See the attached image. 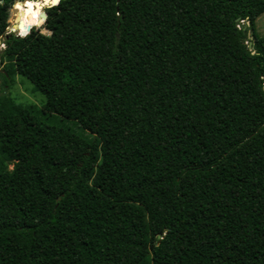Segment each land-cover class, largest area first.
I'll use <instances>...</instances> for the list:
<instances>
[{"label": "trees", "instance_id": "obj_1", "mask_svg": "<svg viewBox=\"0 0 264 264\" xmlns=\"http://www.w3.org/2000/svg\"><path fill=\"white\" fill-rule=\"evenodd\" d=\"M14 1L0 264H264V0Z\"/></svg>", "mask_w": 264, "mask_h": 264}, {"label": "rangeland", "instance_id": "obj_2", "mask_svg": "<svg viewBox=\"0 0 264 264\" xmlns=\"http://www.w3.org/2000/svg\"><path fill=\"white\" fill-rule=\"evenodd\" d=\"M24 4L26 9H28L32 14V19L26 21L24 28H27L31 25L34 18L36 17L37 11L41 9V13H42L44 9L41 8V2L39 0H33V1L30 0ZM13 6L14 4L12 5V7ZM22 10L23 9H20L19 12L21 13ZM33 13H35V15H33ZM11 15L12 14L9 11V18L7 20L8 24H10ZM18 22H21L20 19H18L15 24L17 25ZM254 27H255V32L259 37L264 36V13H262L255 19ZM24 28L17 29V27L13 25L11 27L6 28V33H13L15 35H19L17 31H23ZM40 32L45 35L48 34V32L45 31L44 29H40ZM2 49L3 46L0 44V53ZM5 68H8L7 60L0 59V98L4 94H8L13 99L14 103L16 105H19L20 107H25L27 105H35L37 107H40L41 104L44 102V98L41 94L34 92L32 90V85L26 79L14 74L12 77L11 84H9L7 87L5 86V80H4ZM66 124L69 125L75 132L78 131V128L76 126H73L72 123L66 122ZM9 168H11V166Z\"/></svg>", "mask_w": 264, "mask_h": 264}, {"label": "water", "instance_id": "obj_3", "mask_svg": "<svg viewBox=\"0 0 264 264\" xmlns=\"http://www.w3.org/2000/svg\"><path fill=\"white\" fill-rule=\"evenodd\" d=\"M25 1H30V0H21V1H17V0H15V1H14V4H15L16 2L24 3ZM39 1L41 2L42 8H43V9H46V8L51 7L52 5H55L59 0H48L47 3L45 2V0H39ZM10 12H11V14H12V15H11V19H12V16H13V14H14V12H15V9L12 7V8L10 9ZM39 18H40V20H41L42 23H43V22L45 21V19H46V15H45V13L42 12V13L39 15ZM17 26H18V28L21 27V22H18ZM8 27H10V24H8ZM29 30H30V27H27V28H24V31H17V32L19 33L20 36H23V35H25Z\"/></svg>", "mask_w": 264, "mask_h": 264}, {"label": "bare ground", "instance_id": "obj_4", "mask_svg": "<svg viewBox=\"0 0 264 264\" xmlns=\"http://www.w3.org/2000/svg\"><path fill=\"white\" fill-rule=\"evenodd\" d=\"M26 2H28V1H25L24 3H26ZM24 3H22V8H21V9H23V10L21 11V13H20V12L18 13V15H17L16 18H15V16H14L13 21L10 23V27L13 26V25H15V26L17 27V29H21V28H23V27L25 26L26 21L28 20V18H27V12H28V11H27V9L24 7V6H25ZM41 8H42V5H41ZM18 19H20V21H21V27H19V28H18V26L15 24L16 21H17Z\"/></svg>", "mask_w": 264, "mask_h": 264}, {"label": "clouds", "instance_id": "obj_5", "mask_svg": "<svg viewBox=\"0 0 264 264\" xmlns=\"http://www.w3.org/2000/svg\"><path fill=\"white\" fill-rule=\"evenodd\" d=\"M0 2H2V0H0ZM33 15H35V13H33Z\"/></svg>", "mask_w": 264, "mask_h": 264}, {"label": "snow or ice", "instance_id": "obj_6", "mask_svg": "<svg viewBox=\"0 0 264 264\" xmlns=\"http://www.w3.org/2000/svg\"><path fill=\"white\" fill-rule=\"evenodd\" d=\"M45 2L47 3V2H48V0H45Z\"/></svg>", "mask_w": 264, "mask_h": 264}]
</instances>
